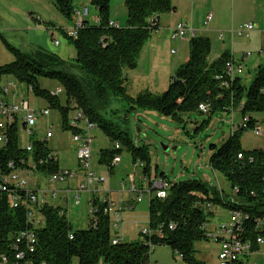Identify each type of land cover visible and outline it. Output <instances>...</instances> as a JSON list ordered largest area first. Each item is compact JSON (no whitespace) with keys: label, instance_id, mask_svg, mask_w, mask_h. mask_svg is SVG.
Instances as JSON below:
<instances>
[{"label":"trees","instance_id":"trees-1","mask_svg":"<svg viewBox=\"0 0 264 264\" xmlns=\"http://www.w3.org/2000/svg\"><path fill=\"white\" fill-rule=\"evenodd\" d=\"M53 3L68 19L72 18V0H53ZM92 4L98 11V24L90 25L84 21L76 39L66 35L76 52L72 64L41 50L26 56L0 35L16 58L0 67V84L3 77L15 76L37 97L45 98L51 109L61 112L63 129L70 130L73 135L83 134L82 130L70 125L72 113L81 111L106 134L121 140L132 162H141L146 179H151L147 152L137 148L123 133H111L109 127L102 124L96 105H104L110 96H115L131 109L154 110L174 118L185 112L203 113L199 108L201 104L207 106L209 116L216 112L231 114L240 109L247 121L222 146L212 145L210 158L212 170L228 181L233 197L224 199L222 192L202 182H168L166 198H151L149 201L148 227L151 235L143 236L140 232L137 241L125 242L122 238L117 245L112 243L115 235L111 217L99 213L96 226L90 220L88 229L73 230L62 207L47 205L40 210L44 223L37 230L35 252L18 264H150L149 241L155 247L170 246L185 264H206L196 259L195 246L209 238L206 225L213 205L241 212L243 219L234 228V233L243 242L250 243L253 252L259 251L261 247L256 240L258 237L264 239V150H244L240 135L247 129L254 131L259 127L252 115L264 113V65L257 69L252 84L247 87L242 76L233 79L227 76L225 65L231 59L228 54L210 62L211 40L195 36L189 41L188 61L176 70L166 92L131 97L125 86V72L136 68L146 42L160 28V15L175 11L172 0H124L128 11L124 28L109 26L110 0H92ZM73 69L82 76L73 74ZM40 78L57 80L65 86L67 107L61 105L59 97L51 98L50 91L40 87ZM17 130L15 124L10 127L4 145L0 146V171L4 173L8 171L9 161L19 164L21 159L28 162L51 153L48 140L35 141L33 151L28 153L19 145ZM120 154L121 145L118 150L103 152L100 163L110 166L112 159ZM239 155L242 159L238 158ZM58 169L57 163L39 168L46 173ZM170 226L174 229L171 230ZM25 228L23 209L12 208L8 196L0 194V261L2 256H7L10 259L8 264L14 262L16 235ZM70 235H73L72 239Z\"/></svg>","mask_w":264,"mask_h":264},{"label":"rangeland","instance_id":"rangeland-1","mask_svg":"<svg viewBox=\"0 0 264 264\" xmlns=\"http://www.w3.org/2000/svg\"><path fill=\"white\" fill-rule=\"evenodd\" d=\"M252 1L193 0V17L190 20L179 19L180 17L169 13L161 14V28L154 31L149 37L137 59L136 68L125 72L127 78L125 86L128 95L134 98L145 93L162 95L169 88L176 70L188 61L191 37L188 35L182 42L171 40L169 28L177 25L178 21L187 23L189 28L196 31V36L210 38L212 45L208 58L210 62H212L211 59L217 60L225 49L235 53L236 61L243 64L244 70L241 75L245 74L243 76L245 85L249 87L256 74L255 66L257 63L264 64V55L260 56L256 50L264 37L260 38L256 30L252 32L249 39L232 35L230 31L251 23L247 21L251 18L249 7H251ZM262 1L264 0H258V3ZM30 5L38 6L47 18L39 21L40 14L36 12L32 14L34 21L31 19L28 21L30 13L24 15L23 12ZM72 6L74 13L72 18L68 19L58 11L53 0H22L20 4L22 15L14 17L12 28L7 24L0 23V35L11 47L26 56L30 57L34 52L41 50L58 56L67 64H72L76 52L67 39L66 32L76 26L80 18L78 12L83 14V24L84 21L90 25L99 22L98 11L93 6L92 0H72ZM86 8L89 10L88 15H84ZM239 11L243 12L239 14ZM209 14H212V21L207 25L205 22ZM110 18L118 22L119 27H126L128 11L124 0H110ZM233 18L237 24H234ZM166 26L169 28H164ZM261 31L264 34V26ZM221 34L224 36L223 39L220 38ZM3 38H0V67L10 64L16 59L4 44ZM56 41H58V45L55 44ZM249 53L252 54L250 59L245 60L246 63L242 62L244 55ZM72 73L82 76L76 69H73ZM39 83L42 89L52 92L61 88L63 93L59 96V100L63 107H67L64 85L57 80L48 78H40ZM0 85L1 87L9 86L8 100L17 103L25 100L30 104L31 111L40 113L32 136H29L24 130L22 116H19L17 132L20 147L25 148L30 143L45 140L48 130L51 129L52 137L48 140V147L55 154L59 169L77 173L80 169L77 155L79 144L73 142L74 135L70 130L63 129L61 112L51 109L45 98L37 97L13 75L3 77ZM1 97L2 95H0ZM70 105L75 107L73 103ZM96 107L103 120L102 124L109 127L111 133L114 135L123 133L137 148H143L147 152L150 159L151 179L162 178L161 180L164 179L167 183L190 180L202 182L222 192L224 199L233 197L228 181L220 173L212 170L210 158L212 155L211 146H222L232 134L241 130V126L247 121L243 118L240 109L231 114L216 112L211 116L207 113L185 112L174 118L163 116L154 110L131 109L125 101L115 96H110L106 104L96 105ZM45 109H49L50 116H41V111ZM252 117L257 120L260 133L256 134L252 129L243 132L240 135L242 148L244 150H264V113H256ZM91 138L92 171L97 177L106 178L104 184L92 186L93 192L91 193L82 192L78 206L74 204L73 195L66 203L65 194L63 193V195L60 191L68 188L76 189L80 182L84 181L81 174L76 182L73 181L69 185L49 186L51 191H59L58 198L51 201V205L60 206L67 211V217L73 230L89 228L92 217L91 199L94 195L100 199L108 195L110 201L117 208L135 199L136 194L130 192L133 184L147 190L150 181L143 175L141 162L138 161L136 164L132 162L128 149L123 143H120L121 140L109 136L104 129L98 126L91 131ZM117 141L121 145L122 162L115 166L111 173L109 166L100 163V158L103 152L113 150ZM39 181L45 186V181L41 179ZM28 182L30 187L34 188L37 178L30 176ZM149 201L150 198L146 194L144 200L137 204L133 211L125 209L121 212L122 224H120L119 230L112 227L113 235L121 236L123 233L125 242L140 239V232L148 228ZM210 212L212 214L208 218L206 232H215L219 226L230 227L234 223L232 211L225 206L213 205ZM112 219L114 220V217ZM195 247L197 260L206 264H219V247L214 239L208 238L207 241L197 243ZM155 263L185 264L182 258L166 244L158 245L152 253L150 264ZM247 264H264V247L254 252L249 257Z\"/></svg>","mask_w":264,"mask_h":264},{"label":"built area","instance_id":"built-area-1","mask_svg":"<svg viewBox=\"0 0 264 264\" xmlns=\"http://www.w3.org/2000/svg\"><path fill=\"white\" fill-rule=\"evenodd\" d=\"M88 11L85 10L84 15H87ZM80 18L74 28L69 29L66 32V35L70 38L76 39L78 37L79 31L83 28V14H79ZM212 19V14H209L206 20L208 24ZM110 27L118 28V24L110 22ZM255 30V25L253 23L245 24L240 26L236 30H232L231 34L236 35L240 38H249L250 34ZM191 38L196 36V31L189 28L185 23H180L176 25L175 28L171 30V40L172 41H184L187 36ZM223 34L220 35V38L223 39ZM58 45V41L55 42ZM264 53V48L261 51ZM251 54H247L246 58H250ZM226 74L231 79L236 76H240L243 73V66L238 62H235L232 58L226 62L225 65ZM9 93V86L1 87L0 95V146L4 145L6 140V134L10 127H13L14 124L17 128L19 121V116H22L24 130L28 133L29 136L33 135V129L37 124V118L39 114L37 111H31L30 104L25 100L20 101L19 103L10 101L7 99ZM63 93L61 88H58L56 92H49L51 98H57ZM200 110L203 113H207L208 108L206 105L201 104L199 106ZM41 116L48 117L50 116L49 109L41 111ZM70 125L73 128L82 130L83 134H75L73 137V142L79 144L77 150L78 160H79V171H63L58 169L55 172H43L40 171V167H48L54 163L58 164L57 158L53 151L44 158H37L26 162L25 160L9 161L7 166V173L0 171V194H5L8 196L9 204L14 209H23L25 214L26 228L23 231H20L16 235V252L14 254V262L12 264H18L20 261L25 260L28 255H31L35 252L36 243H37V230L43 225L44 219L40 210L47 206L51 205V201L58 198L59 191H51L49 189L50 185L55 184H67L77 180L78 176L81 174L84 181H81L76 189L64 190L65 202L68 203L70 196L73 195L74 204L76 206L80 205V194L82 192H93L92 186L95 184H104L106 178L97 177L92 171L91 166V131L96 125L90 122L81 111L76 110L73 113V116L70 120ZM254 132L256 134L260 133V128L257 127ZM52 137V130L49 129L46 135L45 140H49ZM33 143L28 144L25 149L28 153L33 151ZM116 150L120 148V145L116 143ZM239 159H242V155L238 156ZM122 162L121 156H115L112 159V162L109 166V172L111 168L119 165ZM23 165V167L21 165ZM79 173V174H78ZM30 176H35L37 178V183H40V179L45 181V186H37V183L34 188H31L28 182ZM146 179V178H145ZM148 189L138 188L133 184L130 189L131 193L136 194L134 200H131L126 203V205H120L115 207V204L110 201L108 195L100 199L97 195L91 199L92 210H91V220L94 226H96L97 218L99 213L107 215L109 217H114L112 219V227L116 230H119L121 221V212L125 209L133 211L137 204L141 203L144 200L146 194L149 198L165 199L167 196L168 184L163 183L159 178L149 179ZM62 192V191H60ZM108 193V192H107ZM97 205H95V202ZM101 204L103 206H101ZM66 216L67 211L62 208ZM234 223L229 227L222 225L217 227L215 232H207L209 238L214 239L215 243L219 247L218 250V259L219 264H247L249 257L254 253L252 251V245L250 243H245L241 239L237 238L234 233V228L240 224L243 219V214L239 211L232 212ZM68 218V217H67ZM170 229L173 230L174 227L170 226ZM208 229V223L206 225V230ZM143 236L151 235V231L148 228L141 231ZM124 237L123 233L121 236L115 235L113 239V245H117L121 242ZM73 238V235H70V239ZM256 244L262 247L264 245V239L258 237ZM155 246L149 241V255L151 258L152 253L155 251ZM10 259L7 256H2L0 264H8ZM30 264V262H29ZM158 264V263H155Z\"/></svg>","mask_w":264,"mask_h":264},{"label":"crops","instance_id":"crops-1","mask_svg":"<svg viewBox=\"0 0 264 264\" xmlns=\"http://www.w3.org/2000/svg\"><path fill=\"white\" fill-rule=\"evenodd\" d=\"M40 1H45V0H40ZM21 2H22V0H0V23L7 24V25L11 26V28H12V24L14 22V17L22 15L21 12H23V11H21V9H20ZM172 5L175 8V11L170 12L169 13L170 15L178 16V17H180L179 19H184V20L192 19V17H193V11H192L193 0H180V2H179V0H172ZM249 8H250L249 14L251 15V18H249V20L247 22H251V23L253 22V24L255 25L256 33L259 35L260 38L264 37L263 31H261V28L264 26V1H262L261 3L260 2L258 3V0L257 1L253 0L251 2V7H249ZM85 10L88 11V13H87V15H88L89 10L87 8ZM85 10H84V12H85ZM36 12H39V14H40V20L39 21H41V19L45 20L47 18V17H45V13H42L40 11V8L36 5H30L26 9V11L23 12V14L26 15L27 13H30L27 19H28V21H30L29 19H31V21H34V19H33L34 16H32V14H34ZM241 12H243V11H239V14ZM78 14H82V13L78 12ZM234 18H235V16H234ZM234 18H233L234 24H237V21H235ZM111 21L114 22L115 24H118V22L114 21V19H111ZM211 21H212V19H211ZM181 22L182 21H178L177 25L180 24ZM209 23L207 25H209ZM185 24H187V23H185ZM205 24H206V22H205ZM238 24H241V23H238ZM118 26H119V24H118ZM175 27H176V25H174L173 27H170V28H169V26L168 27L166 26L164 28H169L171 31ZM8 28H10V27H8ZM160 28H161V18H160ZM6 30H9V29H6ZM232 30H236V29H232ZM231 31H230V34H231ZM204 32L207 33L208 31H204ZM251 34H250V36H251ZM250 36H249V38H250ZM249 38H247V39H249ZM263 48H264V38H263V41L260 43V46H258L256 49L259 52L260 56L264 55V53L261 52ZM225 53L228 54L235 62H237L236 58H235V53H233V52L231 53L230 51L225 49L224 53H222L221 56L224 55ZM246 55H244V57L242 59V62H244V63H246L245 60L250 59V58H246ZM221 56H218V58H220ZM251 56H252V54H251ZM211 61H213V59H211ZM238 63L241 64L240 62H238ZM241 65L243 66V64H241ZM261 65H264V64L257 63V65L255 66V71H257V69ZM248 72L250 73V71H248ZM244 75L245 74H243L241 76L243 77ZM39 185L41 186V183L38 182L37 186H39ZM64 190L65 189L61 190L62 194H63ZM64 200H65V197H64Z\"/></svg>","mask_w":264,"mask_h":264},{"label":"bare ground","instance_id":"bare-ground-1","mask_svg":"<svg viewBox=\"0 0 264 264\" xmlns=\"http://www.w3.org/2000/svg\"><path fill=\"white\" fill-rule=\"evenodd\" d=\"M161 180V179H160ZM163 183H165V184H168L167 182H165L164 180H161Z\"/></svg>","mask_w":264,"mask_h":264}]
</instances>
